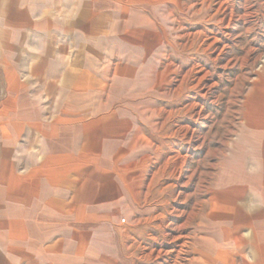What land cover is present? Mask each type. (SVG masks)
<instances>
[{
  "label": "rangeland",
  "instance_id": "rangeland-1",
  "mask_svg": "<svg viewBox=\"0 0 264 264\" xmlns=\"http://www.w3.org/2000/svg\"><path fill=\"white\" fill-rule=\"evenodd\" d=\"M119 4L93 51L110 98L84 119L95 147L32 171L48 234L30 264H257L240 207L264 175L248 125L264 115V0Z\"/></svg>",
  "mask_w": 264,
  "mask_h": 264
},
{
  "label": "crops",
  "instance_id": "crops-1",
  "mask_svg": "<svg viewBox=\"0 0 264 264\" xmlns=\"http://www.w3.org/2000/svg\"><path fill=\"white\" fill-rule=\"evenodd\" d=\"M117 2L0 0V264H30V252L41 250L47 238L42 202L48 190L32 171L47 172L49 156L89 154L95 147L97 120L84 119L110 98L96 96L104 89L95 76L93 51L112 38L106 26L111 33L120 23L119 12H107L119 11ZM248 125L258 147L250 165L264 171V115ZM38 156L46 159L34 167ZM261 178L251 185L256 194L245 201L250 205L240 207L249 220L252 236L247 240L257 264H264ZM29 233L37 238L27 239ZM5 236L16 242L7 243Z\"/></svg>",
  "mask_w": 264,
  "mask_h": 264
}]
</instances>
